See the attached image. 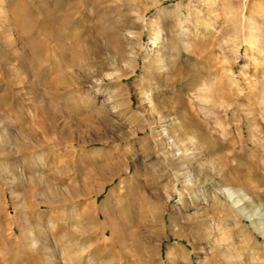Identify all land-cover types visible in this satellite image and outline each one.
I'll use <instances>...</instances> for the list:
<instances>
[{
	"label": "rangeland",
	"instance_id": "obj_1",
	"mask_svg": "<svg viewBox=\"0 0 264 264\" xmlns=\"http://www.w3.org/2000/svg\"><path fill=\"white\" fill-rule=\"evenodd\" d=\"M259 231L264 0H0V264H264Z\"/></svg>",
	"mask_w": 264,
	"mask_h": 264
},
{
	"label": "bare ground",
	"instance_id": "obj_2",
	"mask_svg": "<svg viewBox=\"0 0 264 264\" xmlns=\"http://www.w3.org/2000/svg\"><path fill=\"white\" fill-rule=\"evenodd\" d=\"M127 112V110H126ZM138 129V128H137ZM138 131V130H137ZM137 135V134H135ZM226 173H224V175L221 176V178H219L218 182L219 183H223V184H226L227 186L231 187L233 184H234V174L232 176L230 175H225ZM234 179V180H233ZM246 206L248 207H252L254 210H255V207H253V205L251 203H245ZM240 206V205H239ZM253 211V210H252ZM245 217H247L248 219H251L252 215H244ZM252 226H253V223H252ZM260 235H262V237L264 238V231H259ZM263 253V250L261 251V254ZM264 255V254H263ZM50 257V256H49ZM54 257V256H53ZM52 257V258H53ZM55 259V257H54ZM55 261V260H54ZM252 262L250 261V264ZM256 263V262H255ZM239 264H245L244 262H239Z\"/></svg>",
	"mask_w": 264,
	"mask_h": 264
}]
</instances>
